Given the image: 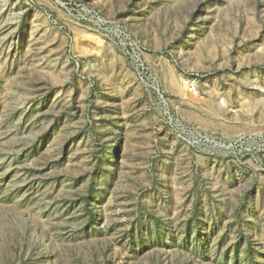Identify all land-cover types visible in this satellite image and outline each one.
<instances>
[{
	"label": "rangeland",
	"instance_id": "obj_1",
	"mask_svg": "<svg viewBox=\"0 0 264 264\" xmlns=\"http://www.w3.org/2000/svg\"><path fill=\"white\" fill-rule=\"evenodd\" d=\"M0 264H264V0H0Z\"/></svg>",
	"mask_w": 264,
	"mask_h": 264
},
{
	"label": "built area",
	"instance_id": "obj_2",
	"mask_svg": "<svg viewBox=\"0 0 264 264\" xmlns=\"http://www.w3.org/2000/svg\"><path fill=\"white\" fill-rule=\"evenodd\" d=\"M184 83L186 86H188L189 91L193 95H195V96L199 95V89L195 83H193L192 81H189V80H185Z\"/></svg>",
	"mask_w": 264,
	"mask_h": 264
}]
</instances>
